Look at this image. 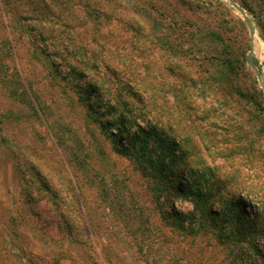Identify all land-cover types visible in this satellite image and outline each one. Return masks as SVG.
Here are the masks:
<instances>
[{"label":"rangeland","instance_id":"374dc122","mask_svg":"<svg viewBox=\"0 0 264 264\" xmlns=\"http://www.w3.org/2000/svg\"><path fill=\"white\" fill-rule=\"evenodd\" d=\"M5 1L0 264H264V90L231 3L49 0L48 14L39 0ZM245 1L264 84V0ZM126 84L156 103L145 118L165 133L145 153L127 151L152 131L135 111L119 130ZM184 172L227 183L213 213L179 196Z\"/></svg>","mask_w":264,"mask_h":264},{"label":"trees","instance_id":"16d2710c","mask_svg":"<svg viewBox=\"0 0 264 264\" xmlns=\"http://www.w3.org/2000/svg\"><path fill=\"white\" fill-rule=\"evenodd\" d=\"M2 2H4L5 0H1ZM40 3L45 6L46 10H47V13L49 14L50 13V4H48V1L49 0H39ZM55 1V0H54ZM60 1V2H59ZM62 0H57L58 3H61ZM7 2V0L5 1V3ZM63 2V5H69V4H66L68 3L69 1L68 0H64L62 1ZM243 4V5H242ZM242 7H244L245 9H249V4L247 3V1L243 0L242 1ZM36 12V11H35ZM212 36H215V35H212ZM225 65L230 68V71L231 72H234L235 71V64L230 61V60H226L225 62ZM108 68H110L108 66ZM112 71V70H111ZM116 73L113 74V76L115 75ZM116 77V75L114 76ZM120 82V81H119ZM122 90H126L128 93L125 94V95H129L132 100H133V105L131 104H128L126 102L123 101L122 105H123V112H125L124 114H120L119 115V119H120V123L118 124L119 125V130L121 131H124L126 132L127 131V123H124L125 121L123 119L126 118V116H130V114H133V112L135 111L136 114V118H139L143 121V123H146L147 125H149L151 128H152V131H147V130H144L142 128H139V133L136 134V133H133L132 134V138H131V147L127 148V151L130 150H133V152H144L148 150V143L150 141V138L153 137V136H163L165 133L159 123V121H157L156 123L153 121L149 122L146 120V116H153L154 114V110H155V107H156V103L154 101H150V100H146L143 98L142 94L140 95L136 88L130 84H126V85H123L122 86ZM238 93L241 95V96H245L242 92L238 91ZM123 93H120V95H122ZM260 97L262 98V100H264V95H263V92H260ZM119 102H122L121 100H119ZM154 118H157V117H154ZM125 124V125H124ZM171 129V128H170ZM131 134V133H130ZM176 140V139H175ZM174 140V141H175ZM135 142H139V144L135 143ZM174 145V144H173ZM178 145L177 143L170 148V152L174 155H177L178 154ZM122 151V150H121ZM181 153V158L183 160V162H185L186 160V155L184 152H180ZM188 157V156H187ZM159 159V157H158ZM181 177L184 179V183L183 185H181L179 188H178V191L177 193L179 194V196L181 198H189L190 196H192V202L194 204V208L195 210H197V212L200 214H210V213H213L212 211V207H211V201H213V198L215 197V194L216 192L218 191V193H221L222 189H225L226 187V182H222V181H218L221 183V186H220V190L219 191L218 189H214V185L209 183V179L206 178V179H201L202 181V184L203 186H201L200 184L198 183H195V181H191L190 177L186 174V172L182 173L181 174ZM204 187V189H206V193H203L202 191V188ZM217 190V191H216ZM215 191V192H214ZM161 193L160 190H156V193ZM191 192V193H190ZM194 192V193H192ZM192 194V195H190ZM74 195H75V191H74ZM190 195V196H189ZM74 198V196H73ZM71 198L70 201H73L75 199ZM160 199V197H158ZM236 200H240L243 202V199L241 198H236L234 200V203L233 204H236ZM63 202H65L64 199H62ZM161 200H158V202H160ZM222 203H224V200L222 199ZM163 205H165V202L163 203ZM223 217H227L225 212H223L221 214ZM238 217L241 219H245L246 221H248L249 217L247 216V214H245L244 212L242 211H239L238 212ZM254 216H256V214H254ZM176 218L178 220H180V216H176ZM249 222V221H248ZM201 224L202 226H205V223L204 222H201L199 223ZM237 233V232H235ZM236 235V234H234ZM22 253V251H21ZM25 255L22 254L21 256V259L22 261H24V257ZM30 263V262H29ZM28 264V263H26Z\"/></svg>","mask_w":264,"mask_h":264},{"label":"water","instance_id":"95a60500","mask_svg":"<svg viewBox=\"0 0 264 264\" xmlns=\"http://www.w3.org/2000/svg\"><path fill=\"white\" fill-rule=\"evenodd\" d=\"M228 1L229 3H231V5L243 16V19L244 21L246 22V24L248 25L249 29H250V32H251V39H250V42H251V51H250V64L252 65L255 73H256V76L260 82V85L261 87L263 88L264 90V84H263V80H262V76L261 74L257 71L256 67L254 66L253 64V57H254V42H255V34H256V30H255V27L253 25V22L251 21V19L249 18V16L246 14L245 10L240 7L234 0H226Z\"/></svg>","mask_w":264,"mask_h":264},{"label":"bare ground","instance_id":"6f19581e","mask_svg":"<svg viewBox=\"0 0 264 264\" xmlns=\"http://www.w3.org/2000/svg\"><path fill=\"white\" fill-rule=\"evenodd\" d=\"M261 48V47H260Z\"/></svg>","mask_w":264,"mask_h":264}]
</instances>
